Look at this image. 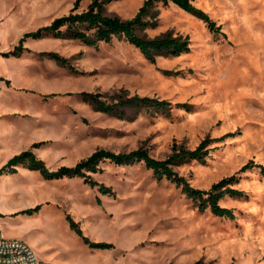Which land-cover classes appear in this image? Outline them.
<instances>
[{
  "label": "rangeland",
  "instance_id": "374dc122",
  "mask_svg": "<svg viewBox=\"0 0 264 264\" xmlns=\"http://www.w3.org/2000/svg\"><path fill=\"white\" fill-rule=\"evenodd\" d=\"M91 1L0 0V56L19 57L2 52L25 32L71 10L81 12ZM144 1L111 0L104 3V13L131 18ZM191 3L223 34L212 33L198 16L172 2H155L145 15L151 24L138 28V34L186 38L190 49L157 55L153 62L123 38L89 46L77 39L27 37L21 54L29 51L26 43L39 48L33 75L48 91L25 92L15 85L4 91L9 108H35L37 102L40 114L17 110L2 123L0 167L2 158L16 149L14 154L30 149L56 169L74 165L98 148L129 152L142 147L162 159L173 144L193 149L209 139L204 161L173 168L200 189L236 173L239 181L233 186L245 195H225L219 201L234 217L200 211L180 187L158 179L142 162L100 164L92 178L110 186L113 194L82 178L47 180L19 165L15 173L0 177V217L48 264H264V0ZM44 51L64 57L67 65ZM81 91L98 93L107 102L138 95L170 105L127 108L120 116L96 110ZM227 132L233 134L213 140ZM250 160L256 165L237 173ZM30 201L43 205L38 216L23 211ZM67 215L90 241L112 246L84 243Z\"/></svg>",
  "mask_w": 264,
  "mask_h": 264
},
{
  "label": "trees",
  "instance_id": "16d2710c",
  "mask_svg": "<svg viewBox=\"0 0 264 264\" xmlns=\"http://www.w3.org/2000/svg\"><path fill=\"white\" fill-rule=\"evenodd\" d=\"M78 0H76L77 3ZM111 0H92L87 8L81 12L71 10L67 14L55 17L49 24L41 26L33 31L25 32L18 40L17 44L8 51L2 52L3 55H20L24 49L23 42L27 37L41 38L51 36L55 38H70L80 40L85 45H95L98 42H110L112 38H123L136 48L150 61H154L157 55H179L189 51V41L186 38L171 37L165 35L162 37L145 38L138 34L137 29L151 24V21L145 20V15L149 13L150 7L155 2H162L167 5L170 2L178 5L180 8L195 14L204 21L207 28L214 34L222 33L221 26L217 25L210 16L202 9L197 8L191 3V0H145L139 7L137 13L131 18L122 19L116 15L104 13V3ZM223 34V33H222ZM41 54L55 58L62 65H67V60L55 52L44 51ZM70 67V66H69ZM80 95L89 101L96 110L105 113L124 116L127 108H156L158 110L169 107V101L165 99H156L148 96L133 95L129 97H120L116 102H107L100 98L98 93L81 91ZM185 106V103L183 104ZM233 134L227 132L213 140H222L224 137ZM209 139L202 140L197 147L193 149L183 146L172 145L171 153L162 159H157L149 152L139 147L129 152H114L104 148H98L85 158L80 159L74 165H61L56 169H50L45 162L38 158L30 150H22L10 157L1 167L0 174L15 173L17 166L22 165L30 170H36L47 180L60 179L63 177H78L90 186H97L105 194H113L110 186L99 183L92 178V173L101 171L100 164L109 161L115 165H128L142 162L147 169L152 170L154 176L158 179L165 178L176 186L180 187L185 196L191 199L200 211L209 209L213 214L227 218H233L232 209L222 206L219 201L225 196L241 197L245 192L233 184L239 181L236 173L225 176L216 182H213L208 189L193 187L188 180L174 170L175 165L190 160L204 161L208 155V150L204 149ZM256 165L252 160L243 164L237 171L241 172L247 168ZM260 166V165H258ZM41 204L23 210L24 212H36ZM70 228L79 235L84 243L91 247L108 248L111 243L92 242L83 235L77 222L69 215L66 216Z\"/></svg>",
  "mask_w": 264,
  "mask_h": 264
},
{
  "label": "crops",
  "instance_id": "0c3cea01",
  "mask_svg": "<svg viewBox=\"0 0 264 264\" xmlns=\"http://www.w3.org/2000/svg\"><path fill=\"white\" fill-rule=\"evenodd\" d=\"M25 48L29 49V51H25L24 53L20 54L19 57L10 56V57L6 58V57L0 56V61L4 62V68H0V78L2 80L0 82V89L2 88L0 90V130H2L1 127L6 123L5 121L8 119V117L13 115V114H16L17 110H19L20 112L27 111L30 114H33L34 116L40 114L39 108L37 106H35L37 104V102H34L35 108H31V107L25 108L22 106H18L19 108H12V107L9 108L6 101L4 100V98H5L4 91L7 89V87L15 85V87H17L18 90H20V91L23 90L25 92L29 91V92H34V93H44V92L48 91L47 87H45V84L42 82V80L38 76L33 75V74H35L34 69H36L38 64H39V61H37L39 56H40L39 55V48H33L28 43L25 44ZM2 50L3 49H0V51H2ZM8 50L9 49H7L6 51H8ZM44 57H46V56H44ZM16 58H18V60H15ZM47 60L49 62L51 61L49 59H47ZM45 65H46V63H45ZM47 65H48V63H47ZM14 74H18L19 76L17 77ZM32 77H34V78H32ZM34 100H36V99H34ZM2 123H4V124H2ZM16 151H17V149L11 150V152H9V154L7 156L3 157L2 158L3 164ZM20 166H22V165H20ZM32 171H36V170H32ZM6 175H8V173L0 174V177L6 176ZM11 191H13V190H11ZM36 204H39V203H37L35 201H30L23 208L24 209L25 208H31V207H34ZM1 206L2 205L0 203V208H1ZM42 207H43V205H42ZM19 209H21V208H19ZM10 211H12V210L5 211V213H9ZM39 211H40V209L38 211L34 212L33 215L38 216ZM0 228L2 230V234L6 237H10V238L16 237V238H20V239L23 238L22 234L12 230V226H10V222L8 220L1 218V217H0Z\"/></svg>",
  "mask_w": 264,
  "mask_h": 264
},
{
  "label": "built area",
  "instance_id": "2783aa9c",
  "mask_svg": "<svg viewBox=\"0 0 264 264\" xmlns=\"http://www.w3.org/2000/svg\"><path fill=\"white\" fill-rule=\"evenodd\" d=\"M0 264H48L24 240L7 238L0 228Z\"/></svg>",
  "mask_w": 264,
  "mask_h": 264
},
{
  "label": "bare ground",
  "instance_id": "6f19581e",
  "mask_svg": "<svg viewBox=\"0 0 264 264\" xmlns=\"http://www.w3.org/2000/svg\"><path fill=\"white\" fill-rule=\"evenodd\" d=\"M7 31V30H6ZM5 36V35H4ZM9 36H10V34H9ZM9 36H7V37H9Z\"/></svg>",
  "mask_w": 264,
  "mask_h": 264
}]
</instances>
